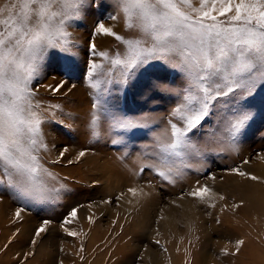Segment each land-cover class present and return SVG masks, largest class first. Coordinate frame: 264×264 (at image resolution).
Masks as SVG:
<instances>
[{
    "label": "rangeland",
    "instance_id": "374dc122",
    "mask_svg": "<svg viewBox=\"0 0 264 264\" xmlns=\"http://www.w3.org/2000/svg\"><path fill=\"white\" fill-rule=\"evenodd\" d=\"M96 2L104 7L93 4L68 26L71 53L49 50L31 84L48 147L43 163L64 187L48 203H24L0 188V264H248L245 246L259 240L252 239L257 228L245 217H263L257 200L264 198V86L243 102L253 118L232 146L224 131L229 109L221 107L227 101L214 102L201 126L188 134L198 154L186 158L190 166L179 174L174 170L163 179L158 146L169 141L173 124L183 127L175 110L184 103L188 83L180 72L154 62L147 73L122 84L110 59L125 45L94 34V28L104 22L125 39L137 34L125 29L122 18L108 19L116 14L109 0ZM193 4L199 7V0ZM93 64L102 67L90 80ZM157 82L168 91L146 86ZM57 85L62 86L52 91ZM120 120L139 126L113 127ZM205 186L210 191L203 199L192 195ZM41 227L45 231L37 236ZM228 240L237 243L238 256L222 253Z\"/></svg>",
    "mask_w": 264,
    "mask_h": 264
},
{
    "label": "snow or ice",
    "instance_id": "6c2138e0",
    "mask_svg": "<svg viewBox=\"0 0 264 264\" xmlns=\"http://www.w3.org/2000/svg\"><path fill=\"white\" fill-rule=\"evenodd\" d=\"M109 3L116 14H110L108 19L122 18L125 29L137 34L125 39L104 22H97L94 28V34L113 37L125 45L122 53L110 59V67L120 70L121 83L127 84L138 73H147L154 62H159L162 69L180 72L188 83L184 103L175 110L183 127L173 124L169 141L158 146V175L167 180L174 170L179 174L181 167L190 166L186 158L198 154L199 149L189 141L188 134L201 126L214 102L227 101L221 107L229 109L224 115V131L228 146H232L253 118L244 110L243 102L264 86V0H199V7L193 0ZM93 4L104 7L96 0H5L0 5V188L11 191L21 202H52L64 187L43 163L42 153L48 147L41 130L40 105L34 100L31 84L49 50L71 53L73 41L68 26L81 19ZM91 49L95 53V43ZM99 67L102 66H90V80ZM91 86L97 88L98 82ZM146 86L168 91L163 82ZM95 126L93 119V134ZM138 126L132 120L113 125L125 130ZM232 171L253 181L258 179L239 169ZM209 191L205 186L192 195L203 199ZM44 231L41 227L36 235Z\"/></svg>",
    "mask_w": 264,
    "mask_h": 264
},
{
    "label": "bare ground",
    "instance_id": "6f19581e",
    "mask_svg": "<svg viewBox=\"0 0 264 264\" xmlns=\"http://www.w3.org/2000/svg\"><path fill=\"white\" fill-rule=\"evenodd\" d=\"M257 193H259L258 190H256ZM258 206H260V211L263 215V217H251L248 219L245 217L246 221L251 223L254 227L257 228V230L252 231L251 237L252 239L259 240V243H256L255 245L253 243L247 244L245 247L248 250L247 252H243L245 257L248 258V264H264V198H259L257 200ZM247 205V204H246ZM246 207V206H245ZM185 212L188 214L189 208L185 206ZM226 221H231V218L228 216H225L223 218ZM239 227H241L239 225ZM190 237V236H189ZM251 239V238H250ZM203 239H201L202 241ZM236 242H233L232 240H228L225 244L222 243L221 251L224 255L228 256H238ZM205 253H201L202 256ZM205 258V257H204ZM118 263V262H117ZM167 264V263H166ZM212 264H227L224 261L218 262L217 260H213ZM233 264V263H230Z\"/></svg>",
    "mask_w": 264,
    "mask_h": 264
}]
</instances>
